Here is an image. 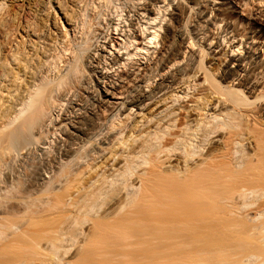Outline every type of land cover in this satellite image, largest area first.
I'll return each mask as SVG.
<instances>
[{"label": "bare ground", "instance_id": "obj_1", "mask_svg": "<svg viewBox=\"0 0 264 264\" xmlns=\"http://www.w3.org/2000/svg\"><path fill=\"white\" fill-rule=\"evenodd\" d=\"M0 228V264H264V0H0Z\"/></svg>", "mask_w": 264, "mask_h": 264}, {"label": "rangeland", "instance_id": "obj_2", "mask_svg": "<svg viewBox=\"0 0 264 264\" xmlns=\"http://www.w3.org/2000/svg\"><path fill=\"white\" fill-rule=\"evenodd\" d=\"M107 9H108V8H105V10H107ZM112 9H113V8H112ZM106 12H107V11H106ZM111 12H112V10H111ZM110 15H111V14H110ZM112 17H115V16H113V14H112ZM103 22H104V21H102V23H103ZM102 23H100L102 28L100 27L101 29H100V28H99V30L97 29L98 31H97L96 33L101 32L102 34H104V33H103L104 30H105L104 32H106V27H105L106 25L103 23V24L105 25V26H104ZM103 27H104V28H103ZM103 29H104V30H103ZM100 30H101V31H100ZM99 34H100V33H99ZM99 34H98V35H99ZM93 37H94V35H92V38H93ZM92 38H91V39H92ZM22 215H23V214H22ZM22 215H21V216H16V217H14V218L16 219L17 217H19V218L22 219V218H23ZM23 216H25V215H23ZM14 218H12V219H13V220L16 222V224H17V221H18V220H15ZM19 218H17V219H19ZM24 218H25V217H24ZM21 219H19V220L22 222ZM14 221H13V222H14ZM15 222H14V223H15ZM21 222H20V223H21ZM18 223H19V222H18ZM1 229H2V228H0V231H1V233H2V230H1ZM0 241H1V235H0ZM18 243L20 244V243H22V242H17V243L15 244L16 248L13 246V247L15 248L14 251H16V252L14 253L13 250H12V255H13V253H14L13 256L17 255V256H15L16 258H17V257L25 258V255H26V254H24V253H26V252L28 253V250L26 251V248H27V247L25 246L26 244H25L24 242H23V243H24V246H22L23 244H22V245L20 244V245H21V249H22V247H24V249L20 250V249H19V248H20V247H19L20 245H19ZM17 244H18V245H17ZM14 248H13V249H14ZM16 249H17V250H16ZM18 250H20V251H18ZM23 250L26 251V252H24ZM21 251H22V252H21ZM20 252H21V253H20ZM18 253H19V254H18ZM22 253H23V254H22ZM20 254L23 255V256H20ZM28 254H29V253H28ZM15 257H13V259H14ZM27 258H28V255H27ZM27 258H26V259H27ZM21 260H22V259H21ZM23 260H24V259H23ZM23 260H22V261H23ZM13 261L15 262L16 260H13ZM17 261H19V258H18ZM19 262H21V261H19ZM19 262H17V264H18ZM15 263H16V262H15Z\"/></svg>", "mask_w": 264, "mask_h": 264}]
</instances>
